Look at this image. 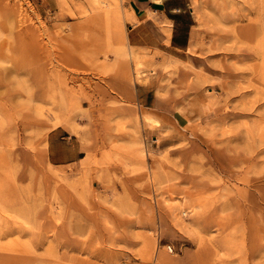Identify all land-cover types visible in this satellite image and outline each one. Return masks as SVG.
Wrapping results in <instances>:
<instances>
[{
  "label": "rangeland",
  "instance_id": "obj_1",
  "mask_svg": "<svg viewBox=\"0 0 264 264\" xmlns=\"http://www.w3.org/2000/svg\"><path fill=\"white\" fill-rule=\"evenodd\" d=\"M190 3L175 58L127 0H0V264H264V0Z\"/></svg>",
  "mask_w": 264,
  "mask_h": 264
},
{
  "label": "crops",
  "instance_id": "obj_2",
  "mask_svg": "<svg viewBox=\"0 0 264 264\" xmlns=\"http://www.w3.org/2000/svg\"><path fill=\"white\" fill-rule=\"evenodd\" d=\"M194 19L190 0H127L121 17L118 15L116 18L125 27L120 40L123 43L126 41L129 48L175 58L179 52H186L191 44ZM140 88L137 94L139 103L162 111L149 89L143 85ZM172 121L176 126H183L187 116L184 112L175 110ZM70 138L71 135L62 136L54 130L49 132L47 155L51 164L66 165L81 158L83 150L75 148L76 144Z\"/></svg>",
  "mask_w": 264,
  "mask_h": 264
},
{
  "label": "bare ground",
  "instance_id": "obj_3",
  "mask_svg": "<svg viewBox=\"0 0 264 264\" xmlns=\"http://www.w3.org/2000/svg\"><path fill=\"white\" fill-rule=\"evenodd\" d=\"M130 6V5H129ZM129 11H130V8H129ZM131 13V12H130ZM151 14V13H150ZM131 15V14H130ZM133 17V16H132ZM136 20V19H135ZM258 22V21H257Z\"/></svg>",
  "mask_w": 264,
  "mask_h": 264
}]
</instances>
